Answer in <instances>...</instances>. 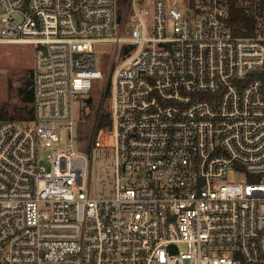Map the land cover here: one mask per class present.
<instances>
[{
	"label": "built area",
	"instance_id": "2783aa9c",
	"mask_svg": "<svg viewBox=\"0 0 264 264\" xmlns=\"http://www.w3.org/2000/svg\"><path fill=\"white\" fill-rule=\"evenodd\" d=\"M0 41L34 45L0 264H264V0H0ZM107 93L85 150L77 102Z\"/></svg>",
	"mask_w": 264,
	"mask_h": 264
},
{
	"label": "rangeland",
	"instance_id": "374dc122",
	"mask_svg": "<svg viewBox=\"0 0 264 264\" xmlns=\"http://www.w3.org/2000/svg\"><path fill=\"white\" fill-rule=\"evenodd\" d=\"M183 1V0H180ZM110 53H107L103 60L98 56V66L109 72ZM34 66V45L26 41H0V109L4 102L9 103L11 112H27L21 106L24 105L20 95V87L24 86L25 80H32V69ZM106 74V75H107ZM107 77V76H106ZM32 86V84L30 85ZM103 92L99 87L95 92ZM103 94V93H102ZM111 98L107 93L106 98L103 95L95 97L88 110L85 102H77L79 118L77 122V133L79 144L83 149L90 147L93 137L97 135L96 125L97 111L100 104L104 110L110 106ZM16 109V110H14ZM66 135L67 131L62 130Z\"/></svg>",
	"mask_w": 264,
	"mask_h": 264
},
{
	"label": "trees",
	"instance_id": "16d2710c",
	"mask_svg": "<svg viewBox=\"0 0 264 264\" xmlns=\"http://www.w3.org/2000/svg\"><path fill=\"white\" fill-rule=\"evenodd\" d=\"M32 84V80L28 79L25 80L24 86L20 87V95L22 98V101H24V105L21 107L27 110V112H11L9 108V103L4 102L1 106L0 109V117H31L32 116V110H33V101H34V93H33V88L30 86ZM16 110V109H14ZM109 118H108V113L102 112L99 115L98 123H97V128L99 129L103 125H106L108 123Z\"/></svg>",
	"mask_w": 264,
	"mask_h": 264
},
{
	"label": "water",
	"instance_id": "95a60500",
	"mask_svg": "<svg viewBox=\"0 0 264 264\" xmlns=\"http://www.w3.org/2000/svg\"><path fill=\"white\" fill-rule=\"evenodd\" d=\"M92 100H93V96H92V95H90V96H88V97L86 98L87 103H91Z\"/></svg>",
	"mask_w": 264,
	"mask_h": 264
}]
</instances>
